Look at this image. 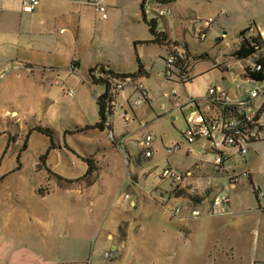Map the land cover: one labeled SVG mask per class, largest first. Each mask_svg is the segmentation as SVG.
Listing matches in <instances>:
<instances>
[{"label":"rangeland","instance_id":"374dc122","mask_svg":"<svg viewBox=\"0 0 264 264\" xmlns=\"http://www.w3.org/2000/svg\"><path fill=\"white\" fill-rule=\"evenodd\" d=\"M10 1L13 12L7 11L6 16L2 12L0 22L1 171L8 172L17 166L18 151L26 142L27 149L20 156L23 170L0 185L4 194L15 192L20 201L19 206L3 214L2 234L6 242L0 239V243H30L27 235L37 234L44 259L39 264H53L58 258L72 255L81 260L80 264H149L153 258L159 263L163 249L156 243L184 242L186 237L181 233L179 217L193 221L198 218L191 216L180 191H205L191 176L175 186L171 180L162 178L160 172L169 164L176 173L186 176L187 169H194L208 157L201 151L205 140L192 144V150L187 153L189 145L182 135L187 126L186 117L179 111L172 112L173 104L165 93L176 90L182 101H186L191 95L208 91V78L196 77L183 83L175 73L168 79L164 73L165 61L161 65L156 58L158 64L149 63L150 75L139 78L148 89L150 101L134 106L136 94L131 85H126L120 91L114 112L113 132L84 130L99 120L97 97L105 90L102 84L90 81L89 67L109 62L116 68L137 70L132 40L149 37L148 26L140 17L138 21L133 17L135 11L140 13L139 5L134 0H107L108 17L101 19L94 8L72 0H43L48 6L44 15L38 7L34 12L24 11L23 0ZM187 5L198 13L186 16L183 23L177 19L176 24L170 18L173 13L160 17L156 9H151L158 6L155 0H148L145 7L151 10L149 17L176 31L180 41L188 44L193 58L207 52L205 58L193 59V71L212 66L216 59L223 62L239 41L240 23L246 24L256 8L254 0H180L175 8L183 9ZM189 17L216 18L218 34L223 39L218 41V34L212 29L204 41H199ZM40 18L46 23L41 24ZM62 28H67L66 32H60ZM157 49L143 45L140 54L146 59L147 53L154 54ZM177 51L183 54L186 49L181 45ZM226 75L230 80L231 75ZM200 85L204 86L202 90ZM7 110L14 111L13 115L6 114ZM125 111L131 116L128 125L122 117ZM35 126L49 127L52 136L38 131L30 133ZM148 134L153 137L150 158L143 155L141 145ZM221 139V134H217L216 141ZM52 144L55 148H50ZM178 144H182L181 150H170ZM46 152L45 163L38 167L40 157ZM86 159L95 169L91 173H87ZM236 163L241 160L238 158ZM47 168L62 174L64 179H58ZM212 182L215 185L218 179ZM37 186L39 195L34 192ZM59 186L76 193L66 197L57 190L54 197L58 203L53 196H42ZM216 189L215 195L220 192ZM174 193H179V197L173 196ZM125 194L129 195L128 199ZM8 202L14 203V197L10 196ZM179 206L183 211L175 219L172 212ZM197 208L202 216L203 207ZM177 232L182 235L175 238ZM109 234L112 239L108 238ZM120 243H125L123 249ZM202 243L210 242L204 237ZM111 249L116 250L115 257L105 259L104 253ZM174 249L170 248V252ZM129 257L134 261L129 262ZM179 258L180 255L173 256L169 264H176Z\"/></svg>","mask_w":264,"mask_h":264},{"label":"crops","instance_id":"0c3cea01","mask_svg":"<svg viewBox=\"0 0 264 264\" xmlns=\"http://www.w3.org/2000/svg\"><path fill=\"white\" fill-rule=\"evenodd\" d=\"M134 1L139 5L140 13L138 11H135V15L133 17L137 21L140 18L143 20L141 7V3L143 0ZM158 1L162 0H155V3L157 5H159ZM179 1L180 0H174L169 3L171 14L173 13L170 18L171 21L174 22V24H176L178 20L183 23L186 16H190L193 14L195 15L198 13L195 8H192L189 5H187L183 9L177 10L175 8V4ZM43 2V0H39V4L37 6L38 8L36 7L37 9L41 10V15H44V12L48 10V6H46L47 4ZM254 2H256L255 10L252 12L251 16H249L246 24H244V22L240 23L239 31L247 27H251L252 33L260 32L264 40V0H254ZM76 3L79 5H84L78 2ZM146 3H148V0L146 1ZM146 8L147 6L145 7L144 5L146 17L148 19L153 18V16L149 17L148 15L150 13L149 11L151 10L149 8L147 10ZM151 9L154 11V9H156V6ZM34 10L32 12H34ZM7 11L13 12L11 1L0 0V22L2 18V12H4V16H6ZM187 19H191V17ZM6 22L7 20L5 21V23ZM216 22L217 19L215 18V24L209 30L214 29L218 34L220 28L216 24ZM40 23L45 24V19L40 18ZM157 29L159 31H163L166 34L168 40L170 41V45H161L155 43L148 45L136 44L137 41L151 39L150 32L148 38H133L132 40V47L135 53V60L137 62V65L139 58L144 68V74L138 78H144L150 75L149 63L158 64L156 58L160 60L159 64L162 65L163 61H165V56L170 50H178L181 45H184V48L189 51L188 44L186 42L183 43L182 41H180V39L178 38V34L175 35L176 31H174L173 29H168L165 26L163 27L160 21H157ZM66 30L67 28H62L60 32L63 33L66 32ZM222 39L223 36L218 34L217 40L221 41ZM175 41L179 43V46L173 45ZM238 43L228 52L226 59L221 63L216 59L212 66H204L203 68H200L196 71H193L195 66L194 64H192L189 69V77H191V80L188 82H192L196 77H205L208 78V89L210 86L214 85L224 90L226 94L233 100L247 99L248 89H250L252 85L249 86L250 79L246 78L245 74L246 69L252 68L254 64V58L236 60L231 54L237 48ZM143 45H145L147 48L150 46H157L158 49L154 54L147 53L146 59H144L140 54V49L143 47ZM206 53L207 52L204 51V54L201 55H206ZM262 53L264 54V48L262 50ZM106 64L110 63L108 62ZM3 65L6 66L8 65V63ZM110 66L116 71H120L123 73H135L137 71L136 70L135 72H131L123 67L116 68L111 64ZM216 70H219V73L221 75H219V73H216ZM226 74L231 75L230 80L227 79ZM127 85H131L134 90L133 83H128ZM203 87V85H200L201 90ZM207 92L208 91L205 90L203 94L199 93L198 95H191L189 98L198 99V103L196 107L189 106L185 109L184 107H182V105L187 100L182 101L181 97L179 98V100H175L173 97H169L170 103L173 104L172 112H181L186 117L185 119H187L189 112H192V114L195 115L200 114L205 120L216 116H223V109L217 104H212L208 101ZM120 96L121 94L119 93V100ZM148 101L150 100L148 99ZM244 110L248 116L253 117V119H257L258 123L260 124V137L248 145V153L245 158H241L237 151V148L233 146L222 145L221 148L218 146L216 148L211 147V149H209L208 144L210 145V143L207 139L199 138L194 142L196 143L201 140H205L201 151L208 157L212 158L207 157L205 161L201 162V165H197L194 169H187L185 172H191V179L196 182L195 184H197L198 187L204 186L205 191L193 192L190 189L184 190L181 188L182 191H180V195L184 199L186 203L184 205H186L188 209L192 207L195 208L202 206L204 209V214L198 217L197 221H193V219L190 218L187 219L185 217H179V220L181 221L180 226L183 230V232L181 233L186 237L183 238L184 242L156 243L158 244L157 246L159 248L163 249V256L159 263H157L156 259L153 258L149 264H169L170 260H172L173 256L175 255H180V258L176 261V264H189L188 261H191V264H264V237L261 240V235L263 236L262 232H264V197L262 199L257 198L253 190V186L255 185L264 192V98L257 97L255 99H251L249 105ZM13 112L14 111L7 110L6 114L12 113L13 115ZM134 115L136 119L137 116L135 112ZM6 117L12 118L10 116ZM173 118L175 119L176 117L173 116ZM142 121L143 124H146L144 123L143 118ZM191 145H189V147L187 148L189 149L187 150V153L192 150ZM222 154H224V164L226 167V172H216L213 169V163L221 158L220 156ZM238 158L241 160V163H236ZM2 161L3 159L0 160V185H3L10 176L19 174L21 170H23V164L20 161V164L17 163V166L14 169L8 172H2ZM243 172H248L249 177L239 178V180L236 181L235 186L230 188L231 207L234 210L235 214L231 215L212 213L211 202L213 196L215 195V189L217 187H220V189H216V191H219L226 185L228 181V175H235ZM59 174L60 173H58V175ZM61 176L63 175L61 174ZM64 177L69 178L67 176ZM194 178L196 179V181L194 180ZM200 178L206 179L207 181L205 183L197 181L200 180ZM213 179H218V182L215 185H212ZM246 181L248 183H246ZM83 183L86 184L87 182ZM57 190L63 192L66 197H71L74 193H76L69 187L59 186L56 190L54 189L52 192L46 193L42 196H53L52 198L55 199L54 202L58 203L59 200L54 197V194ZM206 190H210L211 192L207 193L208 191ZM34 192H36L37 195L40 194L39 186L34 189ZM178 195L179 193H174L173 196L179 197ZM10 196L14 197V203H12L11 205L8 202ZM18 197V194L15 192L4 194V192H2V189L0 188V239L3 242H6V240L5 235L2 234V230H4L5 225V221L2 219V217L3 214L9 209L15 208L16 205H20V201H17ZM177 216L178 215H176L175 219H177ZM168 230L170 232V229ZM165 231L167 232V229H165ZM181 233L177 232L175 238L180 237L182 235ZM16 237H18V235H16ZM202 237L203 239L205 237V240L208 239L210 243H202ZM27 238L29 239L30 243H0V264H39L41 261H43L44 259H42L40 255L41 246L38 240V235L28 234ZM108 238L112 239L110 234L108 235ZM168 238L169 240L171 239L170 236H168ZM196 238H198L199 240H196ZM252 241H255V243H252ZM124 247L125 243H120V248L123 249ZM172 247H174L175 249L170 252V248ZM77 259L78 258H75L72 255L71 257H68L66 259L58 258V261L54 262L53 264H80L81 260ZM128 261L133 262L134 258L129 257Z\"/></svg>","mask_w":264,"mask_h":264},{"label":"built area","instance_id":"2783aa9c","mask_svg":"<svg viewBox=\"0 0 264 264\" xmlns=\"http://www.w3.org/2000/svg\"><path fill=\"white\" fill-rule=\"evenodd\" d=\"M84 5L91 6L99 14L101 19H106L107 14V2L106 0H72ZM39 4V0H23V9L27 12H32ZM156 13L158 16H166L171 14V9L169 5H158L156 7ZM191 22L194 25V31H196V36L199 41H204L207 37V32L215 24V18H198L194 17L191 19ZM199 28H196V26ZM176 51V52H175ZM181 55L177 50H173L168 53L165 58V68L164 73L166 76H172L175 70V63L177 62V55ZM253 71H261V64H253ZM252 82V87L248 89V98L245 100H233L231 99L224 90L217 86H210L207 92V99L212 104L222 105L223 107H230L239 110H244L250 103L251 99L257 97L264 98V80H249ZM128 83H133L134 93L136 97L133 100L134 106H140L144 101H148L149 92L144 82L139 80V78L128 79V80H115L113 85L117 92L122 91ZM65 89V87H63ZM68 93L73 96V91H68ZM165 97H173L175 100H179L180 96L176 90H173L171 93H165ZM117 106V102H115ZM195 98H189L182 107L186 108L189 106L196 107ZM196 109V108H195ZM114 117V116H113ZM112 117V121H114ZM123 119L126 121L127 125L131 120V116L128 112H124L122 115ZM247 122L252 125H248ZM187 126L183 131V138L188 145L193 144L197 139L204 138L207 139L212 148L219 146V143L222 145L233 146L238 149V153L241 158H245L248 153V145L257 140L260 137L261 127L260 124L253 122V117L246 116L240 117L235 112H231L230 115L216 116L208 120L203 119L200 114L188 115L186 119ZM113 132V131H112ZM217 134H221V141H216ZM152 140L153 137L151 134L145 136L141 141L143 147V155L147 158H150L153 154L152 150ZM124 138L121 139L120 145H124ZM182 149V144H178L171 151H179ZM188 150V149H187ZM223 155V156H222ZM218 160L213 163V169L216 172H226L224 154H222ZM191 172H186V176L183 174L176 173L169 165L164 167L160 172L162 178H166L172 181L175 185H180L186 177L191 176ZM241 177H249L248 172H243L240 174L228 175V181L226 185L220 190L219 193L213 196L211 202V212L218 214H235L234 210L231 207V197H230V188L235 186L236 181ZM253 190L257 198L262 199L264 197V192L257 186H253ZM125 198L128 199L129 195L125 194ZM131 205L134 206V202H131ZM190 214L193 217H199L202 214L197 207L190 208ZM183 211L182 207H177L172 215L176 216ZM116 255V250H108L104 253L105 259H112Z\"/></svg>","mask_w":264,"mask_h":264},{"label":"trees","instance_id":"16d2710c","mask_svg":"<svg viewBox=\"0 0 264 264\" xmlns=\"http://www.w3.org/2000/svg\"><path fill=\"white\" fill-rule=\"evenodd\" d=\"M147 0H143L141 3L142 7V17L145 24L148 26L149 32L151 34V39L149 40H142L137 41L136 44H161V45H170V41L168 40V37L163 31H159L157 29V19L151 18L148 19L146 17V13L144 10V5L146 4ZM174 0H162L158 1L159 5H169L170 2ZM164 17V16H160ZM239 43L237 48L233 51L231 54L236 60H243L247 58H254L255 64H261L262 70L261 71H253L252 68L246 69L245 77L252 80H264V54L262 53V50L264 48V40L260 34V32L252 33L251 27H247L245 29H242L239 32ZM175 46H179L178 42H174ZM173 51L170 50V52ZM176 52V51H175ZM177 55V62L175 63V69L178 71L176 72L174 70L173 75L177 73L178 78H180V81L183 83H186L191 80V77H189V69L192 65L193 59L197 58H203L205 55H200L195 58L192 57L190 52L186 50L185 53L181 55ZM76 64H78V61H76ZM144 68L141 60L138 58V69L135 73H123L120 71H116L114 68L110 66V64L102 63V64H95L94 66L90 67L88 69V75L89 79L93 84H102L105 87L104 92L97 97V104H98V114H99V120L94 125H88L84 128V130H88L89 128L98 129L100 131L105 130H111L113 131V121L112 117L114 116V112L117 109V106L115 105V102L118 100V95L120 92H117L115 90V87L113 85V82L115 80H128V79H135L140 76H142L144 73ZM172 75V76H173ZM166 76V75H165ZM172 76H166L168 79H170ZM195 103H198V99L195 98ZM223 109L224 115H230L231 112H235L240 117H245L246 112L245 110H239L235 108L230 107H223L222 105H218ZM223 115V116H224ZM253 122L258 123L257 119H253ZM247 124L250 126V122ZM251 127V126H250ZM32 131H38L41 133H45L52 136V131L49 127H43V126H35L32 129L29 130L31 133ZM6 132V131H5ZM66 148L69 149V146L65 143L64 144ZM50 148H55V144H52ZM27 149V142L23 144V146L19 149L17 154V161L20 164V156L22 151ZM6 153V151L4 152ZM47 157V152L45 155H42L40 157V165H43L45 163ZM89 162V167L87 169V173L93 172L95 169L89 159H86ZM47 170L54 175H56L59 179H63L61 175H58L54 172H52L51 169L47 168ZM174 184V183H173ZM175 185V184H174ZM178 186V185H175Z\"/></svg>","mask_w":264,"mask_h":264}]
</instances>
